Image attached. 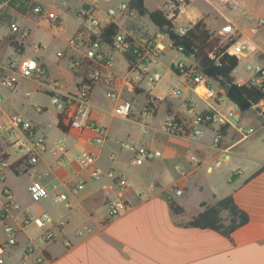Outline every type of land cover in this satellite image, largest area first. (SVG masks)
<instances>
[{
    "label": "crops",
    "instance_id": "crops-1",
    "mask_svg": "<svg viewBox=\"0 0 264 264\" xmlns=\"http://www.w3.org/2000/svg\"><path fill=\"white\" fill-rule=\"evenodd\" d=\"M143 1L146 7L148 0ZM163 1L154 2L155 7L151 10L146 8L149 11L163 8L167 18L171 19L173 13L169 14L168 8L172 5H166ZM26 4L28 9L18 12L8 4L1 3L0 17L9 19L10 24H16L27 31L28 43L39 45L40 49L34 52L31 46V55H25L26 42L19 41L17 37L15 41V36L9 31L10 24L4 26L1 36L6 37V43L0 42V52L2 47L11 50H7L3 56L0 55L3 58L0 59V76L3 73L1 66L7 61L23 59H35L44 67L46 76L40 80L21 79L14 90L4 89V92H0V121L11 114H18L43 134L42 116L50 108L51 121L61 134L55 144L59 140L63 141L65 161L61 163L57 156L52 154L51 149L31 168L23 162L21 155L12 160L10 149L3 147L2 151L6 152L10 167L5 173V179L1 181V188L6 187L12 200L20 206L18 211H6L3 206L5 200L0 195V224L12 226L16 230L17 240L16 244L6 251V264H9V260L10 264H264V170L249 179L264 166V101L258 105L263 108L260 115L253 113V107L240 113L238 117H234V114L232 119L228 117L226 123L219 126L225 129V135L217 144L213 142L214 128L211 127L205 128L197 137L168 134L163 128L164 119L172 116L182 123L188 122L189 116L185 108L189 102L194 104L197 112L214 111L223 116L229 110L233 111V108L228 104L224 105V96L220 97V102L207 101L193 93L172 68L173 63L183 58L180 54L168 49L160 53V64L155 69L161 79L156 87L148 92L142 76L128 68L123 54L112 51L110 53L117 72L116 89L123 99L132 103V114L125 120L115 119L112 116L114 103L106 98L105 87H94L88 113L94 124L106 130V140L102 145L96 146L92 141V134L88 131L69 128L67 132H63L58 128L57 116L50 101V97L54 95L50 82L55 81L61 93H73L76 90L83 75L84 64L81 61V53L70 49L67 40L79 29L81 20L78 13L83 9H94L95 15H99L98 18L103 24L111 22L106 13L105 20L100 18L103 10L99 6L103 5V0H79L73 12L69 0L65 5L60 4L58 0H29ZM32 4L42 5L45 12H54L61 19L67 13L71 16L69 25L65 26L62 19L63 29L55 30L44 16L32 14ZM186 8L188 6L177 9V15L172 20L175 26L190 28L197 20L202 19L201 14L193 18L189 15L184 17ZM137 18L151 23L147 17ZM133 19L134 17L121 16L112 21L119 30L134 40L140 30L136 29L135 24L127 30L125 27L127 22ZM46 21L49 26L45 24ZM234 28L238 31V39L248 46L232 72L234 82L241 86L252 82V74L249 71L246 77L234 75L241 61L246 63L245 69L253 65L264 67V28L258 34L251 35L244 20L237 21ZM39 30L49 36L48 44L42 45L40 40H37L35 33ZM149 36L155 43L164 47L169 40L167 35L159 33L156 27ZM9 38L17 42L20 49L11 47ZM58 53L61 56H57ZM185 57V61H192L190 56ZM248 61L253 64H248ZM73 63H79L76 69ZM169 76L181 82V98L171 96L172 90L176 88H170L165 82ZM211 81L214 80L209 81L213 85ZM39 96L47 98L49 106L39 103ZM100 97L112 103L109 113H106L107 108L100 105ZM147 102L150 103L149 107ZM36 107H40L42 111L37 112ZM147 111L151 114L146 115ZM114 120L120 122L116 123ZM249 130L252 132L249 133ZM122 142L138 143L158 150L162 157L142 166H135L129 153L120 149ZM53 146L54 144L49 146V149ZM84 150L92 151L96 161L105 159L110 162L105 168L96 166L101 171V176L96 181L92 180L88 171L79 167L75 160ZM122 161L136 169L134 178L127 170L118 167ZM108 170L123 176L128 188L124 191L118 190L105 177ZM22 173L29 178L26 185L28 196L32 179L39 180L49 190V202L45 201L49 209L43 207L38 213H28L27 208L16 201L6 177L8 174L18 176ZM212 177L213 180L210 179ZM79 181L84 182L83 190L78 194L72 193L70 186ZM174 186L181 190V195L172 197L184 210L180 216L172 214L168 207V193ZM60 192L68 195L72 204L70 209L54 204L53 198ZM228 195H232L235 204L249 218L248 223L236 229L230 239L212 230L182 226L203 211L202 203L211 206ZM117 199H126L128 208L108 220V204ZM43 213L51 217L52 226L47 225L45 229H40L34 234L27 231L29 225L22 227L23 217ZM222 217L225 218L226 213H223ZM46 230L54 235L49 242L43 239ZM4 240L3 231L0 242ZM27 248L32 251L30 257L25 255Z\"/></svg>",
    "mask_w": 264,
    "mask_h": 264
},
{
    "label": "built area",
    "instance_id": "built-area-1",
    "mask_svg": "<svg viewBox=\"0 0 264 264\" xmlns=\"http://www.w3.org/2000/svg\"><path fill=\"white\" fill-rule=\"evenodd\" d=\"M15 0H0L1 3H10ZM18 3H27L26 0H16ZM178 5L184 4L190 0H176ZM62 5L67 4L68 0H58ZM31 12L35 16H44L51 27L57 31L63 29L61 17L54 12H45L42 5L32 4ZM119 17H133L136 16L135 11L130 10L128 2L121 3L116 10L109 8L105 13L107 18L112 20L116 18V13ZM80 27L67 40V46L70 49L77 50L81 53V61L84 64L83 75L78 83L76 90L73 93H61L58 91V84L55 81L50 82L54 95L50 97L51 105L57 116V121L64 127L76 128L81 131H88L92 134V141L94 145L100 146L106 140V130L90 120L89 108L91 92L97 85L105 87V96L108 100L114 103L112 109V116L115 119L125 120L132 114V103L123 99L116 89L117 72L114 59L110 52L125 53L131 52L135 57V63L131 69L142 76L145 81V87L148 92H151L161 79V75L155 69L160 64L159 55L165 49L180 54L183 58L184 50L182 47L173 46L168 40L166 47L155 43L152 38L143 34H139L136 39H131L132 42H126V37L118 32L114 37L111 45H106L100 41L101 30L109 23L103 24L101 20L95 15L94 9H83L80 13ZM173 15H171V18ZM264 28V17L257 18L249 27V33L256 35ZM189 28L183 26H175L174 32L178 36H185ZM10 34L23 42L27 40L29 34L22 30L16 24H10ZM238 31L230 23L226 24L221 29V34L231 36L234 41L228 47L227 52L230 55L240 59L244 56L248 49L245 42H241L237 36ZM106 48V49H105ZM32 49L38 52L39 45L33 44ZM57 56H61L60 53ZM192 58V56H190ZM177 60L174 63L175 70L193 91V93L203 100L221 101L218 98L216 88L209 83L205 73L197 68L195 61L192 58L191 62L186 59ZM74 69L79 63L72 64ZM3 71L0 76V88L6 90H14L21 79L40 80L45 79L46 71L44 67L35 59H23L20 61L9 60L3 66ZM246 70L252 74V83L260 84L264 81V67L260 65L247 66ZM171 96L174 98H181L182 92L178 89H173ZM225 98V97H224ZM226 99V98H225ZM2 98L0 95V102ZM37 112H41L40 107H36ZM186 114L189 116L188 122L182 123L180 120L172 116H167L163 121V128L168 134L172 135H190L193 137L200 136L205 128H214V144H217L221 137L219 136V126L226 123V119L233 115L232 109L229 110L225 116L214 112H197L192 102H189L185 108ZM151 114L147 111L146 115ZM252 130H249V133ZM0 143L7 150L10 148L16 149L23 162L27 166L33 168L36 166L42 156L47 152L46 139L38 129L28 120L24 119L18 114H11L5 120L0 121ZM65 146L62 140L56 144L52 154L56 155L61 163H64ZM120 149L129 153L131 162L135 166H142L146 163L152 162L162 157V153L158 150L148 148L138 143H120ZM61 152V153H60ZM60 153V154H59ZM0 155V181L5 179V173L10 165L5 151H1ZM77 164L82 169L88 171V175L92 180H98L101 176V171L96 167V156L92 151L84 150L75 158ZM105 177L114 184L118 190L124 191L128 188V183L123 176L116 174L113 170H108ZM84 188V182H74L70 186L72 193H78ZM29 197L32 202L37 203L49 197V190L37 179H32L28 187ZM168 199L173 196L181 195V190L177 187H172L169 190ZM0 195L5 200L3 206L6 211H18L20 206L12 200L10 191L6 187H2ZM54 204H60L65 209H70L72 204L65 193H58L53 198ZM128 208V201L126 199H117L108 204V220L115 218ZM2 217V216H1ZM34 225L38 229H43L47 225L52 226V219L49 215L43 213L36 216H25L21 220L22 227ZM5 240L0 242V264H6V251L8 248L14 246L16 240V230L10 226H4ZM54 235L46 230L43 233V239L49 242ZM31 249L27 248V255L30 257Z\"/></svg>",
    "mask_w": 264,
    "mask_h": 264
},
{
    "label": "trees",
    "instance_id": "trees-1",
    "mask_svg": "<svg viewBox=\"0 0 264 264\" xmlns=\"http://www.w3.org/2000/svg\"><path fill=\"white\" fill-rule=\"evenodd\" d=\"M27 1L29 0H26V2ZM127 2L129 9L135 11L137 16L147 17L157 28L159 33L167 35L173 46L182 47L186 56H192L197 68L203 73L210 68L215 67L220 76L218 83L221 89L226 90L229 85L234 82L232 72L238 66V59L227 52L228 47L234 41L233 38H229L226 42H222L216 34L208 29L204 19H199L192 24L185 36H178L173 30L174 24L172 23V20L177 15V9L173 11V17L168 19L167 15L162 10L149 11L145 7L143 0H127ZM185 4L187 5L189 2L186 1ZM11 5L15 7L18 12L28 9L26 3H18L16 0L11 2ZM176 6H178V4ZM118 32V26L111 22L101 30L100 41L106 45H111L113 37ZM8 42L14 49H20L17 42L13 41L11 38L8 39ZM126 42L132 41L130 38L126 37ZM123 56L130 69L135 63V57L130 51L123 53ZM239 89L252 103L253 107H257L261 101H264V81L260 84L248 82L245 85L239 86ZM149 106L150 103L147 102V107ZM57 126L63 132H67L69 129L68 127H64L60 122L57 123ZM224 135L225 129L220 127L219 136L222 138ZM2 149L3 145L0 143V152ZM0 157L3 156L0 155ZM11 167H13V165H11ZM263 170L264 166L249 177V179L255 177ZM168 207L174 215L180 216L184 213L183 208L171 198L168 199ZM201 207H204L203 211L183 224V227L212 230L219 235L230 239L231 234L236 229L246 225L249 220L248 215L235 204L232 195L217 200L211 206L202 203ZM223 213H226L225 218L222 217Z\"/></svg>",
    "mask_w": 264,
    "mask_h": 264
},
{
    "label": "rangeland",
    "instance_id": "rangeland-1",
    "mask_svg": "<svg viewBox=\"0 0 264 264\" xmlns=\"http://www.w3.org/2000/svg\"><path fill=\"white\" fill-rule=\"evenodd\" d=\"M41 1H43V0H41ZM78 1L79 0H69V4L72 5V7H71L72 12L76 9L75 7L77 6ZM161 1L162 0H150V1L148 0L146 7L149 10H151V9H153V7H155V3H157V2L159 3ZM123 2H127V1L126 0H103V5L100 4V6H99L103 10L100 13V18L105 20V16H104L105 11H107L109 8H113L116 10L118 7H120L121 3H123ZM163 2L166 5L171 3V4H169V6L172 5V7L168 8L169 14H172L173 11L178 9L179 7H185V6H188V8H186L184 11V14H183L184 17H187L189 15L191 18H193V17L197 16V14H201V18L206 21L208 29L211 32H213L214 34H216L221 39L222 42H226L229 38H232L231 36H228L226 34L222 35L220 33L221 29L226 24L230 23L234 26V24H236L237 21L239 22V20H244L246 23V29H247L253 24V22L257 18L264 16V0H190V1H188L189 4H187V5L184 3V4H180L178 6H176V4H178L176 0H164ZM8 6L13 7L11 5V2L8 3ZM13 8L16 9L15 7H13ZM162 10H163V8H162ZM166 10H167V8H166ZM164 12H166V11H164ZM80 13H81V11H79L78 14L80 15ZM116 14H117L116 17H119L118 16L119 13L117 12ZM98 17H99V15H98ZM133 17H134V19L132 21L129 20L127 22L128 24L125 26L126 30L129 28H132L133 25L135 24L136 26L135 25L134 26L136 27V29L140 30L139 34H143V35L151 38L149 36V33H152V31H154L155 27L153 26V24L152 23L149 24L146 21L138 20L137 15L133 16ZM133 17L131 16L129 18H133ZM62 19H63L64 25L66 26V25H69L71 16L66 13L62 17ZM9 24H10L9 19H7V18L2 19L0 17V42H2V43H4V42L6 43V37L3 38L1 36L2 35L1 34L2 29L4 26L7 27ZM45 24L47 26H49L47 21ZM219 30H220V32H218ZM119 31L121 32L122 35H124L125 37H128L127 35H125V33H123L122 30H119ZM35 34H36L37 40H40L42 45H46V43L48 44L50 38H49V36L46 35V33H44L42 30H39ZM139 34H138V36H139ZM236 36H237V38H239L238 32L236 33L235 37ZM25 42H26L25 55H31L32 51H31L30 47L32 46V44H29L26 39L23 41V43H25ZM7 50L9 51L11 49H9L7 47H5V48L2 47L0 55L3 56L7 52ZM0 59H3V58L0 56ZM245 64L246 63L244 61L240 62L239 67L235 71V74H234L236 77H246L249 75V72L245 69ZM248 64H253V62L248 61ZM172 68L175 70L174 63L172 64ZM175 72H176V70H175ZM165 82H167L168 85L171 86L170 88L175 87L176 89L181 90L183 87L181 82L175 80V78H173L171 76L167 77L165 79ZM211 83L213 84V86L216 88V90L218 92V98H220L221 96L225 97V91L226 90L221 89L219 83H217V82L211 81ZM220 91H222V92H220ZM0 92H4V89L0 88ZM37 100L39 103L44 104L46 106H49L48 105L49 101L47 98L39 96V97H37ZM138 102L140 103L139 100H138ZM99 103H100V105L107 108L106 113H109V106H112V103H110L109 101H107L103 97H100ZM225 104H228L229 107L231 106L233 108V114L235 115L234 117L239 116V114H240L239 110L230 101H228L227 99H224V105ZM225 107L227 109V106H225ZM254 108H255V110H253V113L256 115H260L263 108L258 107V106L254 107ZM107 116H109V115H107ZM42 117H43L42 120H44V123L41 125V130H42V132L45 136V139H46L47 150H51V149L53 150L55 148V145H56L55 143H56L57 139L59 137H61V134L57 130V128L55 127L54 123L51 121V109L50 108L48 109V112ZM231 119H232V117H231ZM114 122L118 123L120 121L114 120ZM53 144H54V146L49 149V146H51ZM9 153L11 154L12 160L15 157L20 155V153L14 148H10ZM109 163L110 162H108L107 160L102 159L100 161H96V166L105 168L108 166ZM111 166H112V164H111ZM118 167H121V168L127 170L129 172V175L132 176V178H134V171L136 169L132 168L131 166L129 167L126 161H122V163ZM6 179H7L6 181L11 186V190L15 196L16 201L22 207L27 208V210L29 211L28 213H38L40 210H42L43 207H47V209L50 208V207H48L49 206L48 203H45V201L49 202V201H47L48 198L44 199L40 202H37V203H34L31 201V199H29V196L27 194V188H26V185L28 183L29 178L26 174L22 173L18 176H15L13 174H8ZM210 179L213 180L214 177H212ZM1 184H2V182L0 181V188H1ZM65 212H67V211H65ZM32 216H35V215H32ZM3 228H4L3 224H0V238L3 236ZM43 229H45V228H43ZM39 230L40 229L37 230V228L32 224L29 225V227L27 229V231H29L31 234H34ZM17 252L18 251H16V253ZM10 263H11V261L9 260V264Z\"/></svg>",
    "mask_w": 264,
    "mask_h": 264
},
{
    "label": "water",
    "instance_id": "water-1",
    "mask_svg": "<svg viewBox=\"0 0 264 264\" xmlns=\"http://www.w3.org/2000/svg\"><path fill=\"white\" fill-rule=\"evenodd\" d=\"M205 75L215 82H219L220 80V76L215 67L207 70L205 72ZM225 98L230 101L239 110L240 113L253 108L252 103L241 93L239 85L235 82L230 84L226 89Z\"/></svg>",
    "mask_w": 264,
    "mask_h": 264
}]
</instances>
